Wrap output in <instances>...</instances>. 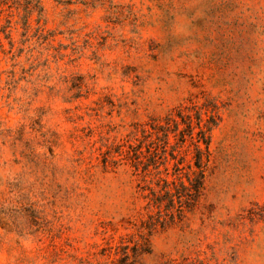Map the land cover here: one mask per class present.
<instances>
[{"label": "rangeland", "instance_id": "rangeland-1", "mask_svg": "<svg viewBox=\"0 0 264 264\" xmlns=\"http://www.w3.org/2000/svg\"><path fill=\"white\" fill-rule=\"evenodd\" d=\"M180 109L204 185L149 231L115 147ZM263 204L264 0H0V264H264Z\"/></svg>", "mask_w": 264, "mask_h": 264}, {"label": "trees", "instance_id": "trees-1", "mask_svg": "<svg viewBox=\"0 0 264 264\" xmlns=\"http://www.w3.org/2000/svg\"><path fill=\"white\" fill-rule=\"evenodd\" d=\"M158 122L150 119L115 147L118 161L129 162L141 180L140 192L146 199L148 213L145 227L149 231L156 229L158 223L166 227L181 219L198 200L210 161L209 132L216 123L213 114L197 110L194 118L193 112L183 109L170 113L163 124ZM181 124L183 138L189 139L194 147L186 164L177 158L176 149L170 143V132ZM260 211L264 214V204ZM123 255L128 264L129 252L124 251Z\"/></svg>", "mask_w": 264, "mask_h": 264}]
</instances>
